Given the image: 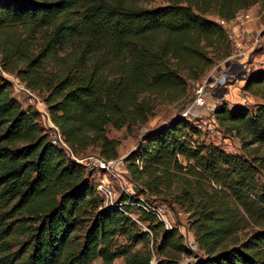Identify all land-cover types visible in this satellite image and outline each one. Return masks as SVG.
Segmentation results:
<instances>
[{"label":"trees","instance_id":"1","mask_svg":"<svg viewBox=\"0 0 264 264\" xmlns=\"http://www.w3.org/2000/svg\"><path fill=\"white\" fill-rule=\"evenodd\" d=\"M147 1L0 0L1 69L47 94L51 121L74 155L94 147L117 160L121 143L109 126L148 123L160 102L202 80L217 55L229 57L227 31L209 16L231 22L256 5L264 12V0H165L154 9ZM12 90L0 74V264H179L192 256L179 229L143 211L142 201L189 216L202 252L191 264H264V104L215 110L243 155L201 143L181 116L147 133L124 159L135 193L111 206ZM244 90L264 100L263 69Z\"/></svg>","mask_w":264,"mask_h":264},{"label":"rangeland","instance_id":"2","mask_svg":"<svg viewBox=\"0 0 264 264\" xmlns=\"http://www.w3.org/2000/svg\"><path fill=\"white\" fill-rule=\"evenodd\" d=\"M166 5L167 2L165 0H150L143 3V6L148 9L159 8ZM247 15L250 16V19L241 24L242 33L237 39L239 42L243 43V41H245L244 38L242 39L243 34H250L252 40L257 38L260 40V44L255 45L253 41L245 44L243 57L233 58L235 48L234 44L231 42L229 57L224 58L222 54L216 56L215 65L199 82L202 83L208 78L214 79L223 72H228L231 75V79L225 88L210 89L208 102L209 105L213 107L217 108L222 104H226L228 107L242 106L255 110L259 105L264 104V100L261 96H253L244 90L247 77L253 71L259 69L264 70V58L261 57V55H264V12L261 11L260 5H256L250 9V13ZM208 18L218 22V18L215 16H209ZM40 43L41 42L38 40L37 45ZM21 66H23V64H20L19 67ZM54 69H57V67H53L52 65L50 68L51 72H55ZM0 74L8 80L14 77L16 78V74L4 73L1 66ZM195 88L196 83H190L187 93L179 100L173 102H160L155 110L154 117L144 125H139L130 129L123 128L122 130H116L111 126L108 127V136L112 139L119 140L121 143L118 148L119 158L115 161L117 163V166L115 167L116 174L109 177V181L115 192L113 200L115 205H117L116 203L124 193L129 195L135 193V190H133L134 186L131 185L132 183L130 181L131 176L124 159L137 149L139 143L147 133L158 126L169 122L176 116H181L187 119L199 129L201 132L199 141L201 143L219 146L227 153L239 155L244 154L241 141L236 137L225 134L214 114L207 109L193 107ZM30 91L32 95L17 93L14 90H12L11 93L12 96L23 106L24 110L32 108L41 113L40 124L50 135L51 118L45 104L47 94L44 91L39 90L35 91L30 89ZM70 156L77 162L83 164L87 171L91 172L92 182L97 186L99 177L94 170L93 164L85 165L84 160L89 157L100 158L99 149L91 147L78 155L70 154ZM259 180L264 184V172L260 173ZM130 188V191H132L131 193L128 192ZM141 199L147 200L144 196H142ZM157 204L164 208L166 219L171 227L170 229H179L185 238L186 245L192 253V256L184 257L179 264L193 263L197 256L201 255L202 252L198 248L194 231L190 227L189 216L177 206L170 207L158 201ZM137 213L138 210L135 209L133 215L137 216ZM140 247L141 244L138 245V248ZM20 250V246H17L14 249L15 253H20Z\"/></svg>","mask_w":264,"mask_h":264},{"label":"built area","instance_id":"3","mask_svg":"<svg viewBox=\"0 0 264 264\" xmlns=\"http://www.w3.org/2000/svg\"><path fill=\"white\" fill-rule=\"evenodd\" d=\"M250 19V16L247 14L244 16H239L233 20L236 21L233 26H237V21L238 24H242L244 21ZM231 22H227L225 20L218 19V23L227 31L228 35V41L229 43L234 44L235 52H234V57L233 58H238V57H243L244 54V47L245 44L249 42H254L255 45L260 44L259 39H254L252 40V37L250 34H243L242 39L244 38L245 41L239 42L237 37L240 34H237L235 31H233V27H231ZM231 75L228 72H223L219 76H217L214 79H207L206 81L200 83H196V88H195V97H194V102H193V107L196 108H202V109H207L209 112L212 114L215 113L216 107H213L209 105L208 98L210 96V89H215V88H225L227 83L230 81ZM13 85V89L17 93H24L27 95H32L31 91L23 84L21 83L17 78H12L10 79ZM50 140L51 142L65 150L69 155L72 154L71 149L69 146L65 143L59 129L50 121ZM116 160L113 161H108L104 158H93L89 157L84 160L85 165H91L93 164L94 170L96 171L99 181L97 183V190L100 193V195L103 197L105 204L106 205H111V206H117L114 204V188L111 186V183L109 181V177L112 175L116 174V166L117 163L115 162ZM131 188L129 189L128 192L130 191ZM141 208L143 211L149 214H154L160 221H162L165 224V227L167 229H170L171 227L169 226V222L166 219V214L164 211V208L161 207L160 205H153L147 202L142 201ZM100 264V263H97Z\"/></svg>","mask_w":264,"mask_h":264},{"label":"crops","instance_id":"4","mask_svg":"<svg viewBox=\"0 0 264 264\" xmlns=\"http://www.w3.org/2000/svg\"><path fill=\"white\" fill-rule=\"evenodd\" d=\"M250 13V10L249 11H243V12H240L239 13V16H244L246 14ZM245 22V21H244ZM243 22V23H244ZM234 23H236V21H233V23H231V27H233V31H235L237 34L241 33L242 31V25L241 24H238V21H237V26H233ZM262 58H264V55H261ZM264 68V67H263ZM115 264H124V260L123 259H119L115 262Z\"/></svg>","mask_w":264,"mask_h":264}]
</instances>
